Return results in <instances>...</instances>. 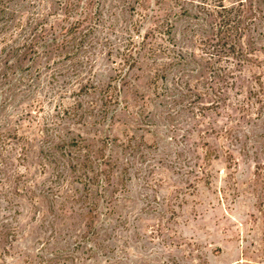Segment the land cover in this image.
Masks as SVG:
<instances>
[{"label":"rangeland","instance_id":"obj_1","mask_svg":"<svg viewBox=\"0 0 264 264\" xmlns=\"http://www.w3.org/2000/svg\"><path fill=\"white\" fill-rule=\"evenodd\" d=\"M0 264H264V0H0Z\"/></svg>","mask_w":264,"mask_h":264}]
</instances>
